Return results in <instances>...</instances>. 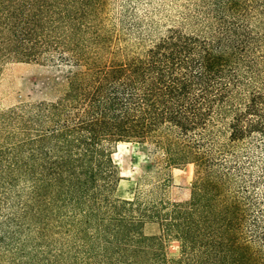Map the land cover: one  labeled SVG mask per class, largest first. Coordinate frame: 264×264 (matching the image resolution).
Returning a JSON list of instances; mask_svg holds the SVG:
<instances>
[{
    "label": "trees",
    "instance_id": "16d2710c",
    "mask_svg": "<svg viewBox=\"0 0 264 264\" xmlns=\"http://www.w3.org/2000/svg\"><path fill=\"white\" fill-rule=\"evenodd\" d=\"M111 1L0 0V65L67 72L0 110V264H264V0H159L181 6L160 33ZM120 142L194 164L190 199L117 198Z\"/></svg>",
    "mask_w": 264,
    "mask_h": 264
},
{
    "label": "rangeland",
    "instance_id": "374dc122",
    "mask_svg": "<svg viewBox=\"0 0 264 264\" xmlns=\"http://www.w3.org/2000/svg\"><path fill=\"white\" fill-rule=\"evenodd\" d=\"M149 1V2H147ZM139 7L142 15L148 14L157 32H163L170 25L179 24V3L170 2L164 6L159 0H147ZM123 0H112L109 8L110 18L122 28ZM193 30V27H188ZM133 37V36H132ZM134 39V38H132ZM67 72L43 63L9 61L0 65V110L27 102L54 100L66 88ZM112 157L121 177L115 196L143 202L164 197L172 202H184L191 197L195 177V165L183 164L167 166L159 160L153 148L147 144L120 142L112 149ZM145 232L160 234V226L148 221ZM169 257L179 254V242L165 239Z\"/></svg>",
    "mask_w": 264,
    "mask_h": 264
}]
</instances>
